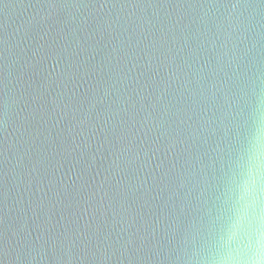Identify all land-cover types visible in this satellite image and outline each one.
<instances>
[{
	"label": "water",
	"instance_id": "1",
	"mask_svg": "<svg viewBox=\"0 0 264 264\" xmlns=\"http://www.w3.org/2000/svg\"><path fill=\"white\" fill-rule=\"evenodd\" d=\"M257 134L264 0H0V264H222Z\"/></svg>",
	"mask_w": 264,
	"mask_h": 264
},
{
	"label": "clouds",
	"instance_id": "2",
	"mask_svg": "<svg viewBox=\"0 0 264 264\" xmlns=\"http://www.w3.org/2000/svg\"><path fill=\"white\" fill-rule=\"evenodd\" d=\"M262 192H264V145L257 134L252 142L245 177L237 188L236 219L228 233V242H231L243 231L246 243L230 251L222 264H264Z\"/></svg>",
	"mask_w": 264,
	"mask_h": 264
}]
</instances>
